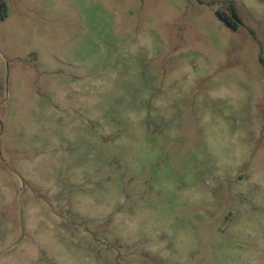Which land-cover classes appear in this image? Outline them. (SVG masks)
I'll return each instance as SVG.
<instances>
[{"label":"rangeland","instance_id":"rangeland-1","mask_svg":"<svg viewBox=\"0 0 264 264\" xmlns=\"http://www.w3.org/2000/svg\"><path fill=\"white\" fill-rule=\"evenodd\" d=\"M0 264H264V0H0Z\"/></svg>","mask_w":264,"mask_h":264},{"label":"trees","instance_id":"trees-1","mask_svg":"<svg viewBox=\"0 0 264 264\" xmlns=\"http://www.w3.org/2000/svg\"><path fill=\"white\" fill-rule=\"evenodd\" d=\"M230 12H231V16H232L231 18L234 21H236L237 25H240L241 24V19L239 18L238 11H237V6L235 4H231Z\"/></svg>","mask_w":264,"mask_h":264}]
</instances>
